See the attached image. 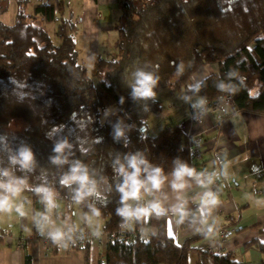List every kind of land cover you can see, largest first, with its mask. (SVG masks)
Masks as SVG:
<instances>
[{"label": "trees", "instance_id": "trees-1", "mask_svg": "<svg viewBox=\"0 0 264 264\" xmlns=\"http://www.w3.org/2000/svg\"><path fill=\"white\" fill-rule=\"evenodd\" d=\"M50 24L55 25L51 35L46 29ZM114 28L116 53L98 58L90 75L78 60L77 22L64 17L61 2L40 0L28 10L26 1H18L13 23L0 21V133L32 147L37 168L28 174L29 184L46 182L58 200L73 204L71 191L59 183L68 165L57 167L49 160L54 143L67 138L73 145L69 159L81 160L99 181V198L77 206L83 217L89 203L99 207L102 231L109 236L121 226L111 168L117 153L143 151L166 172L177 157L200 170L197 161H191L182 124L145 133L148 118L159 115L163 106L156 98L144 111L142 101L132 100L123 77L137 66L157 69V93L166 90L171 97L183 93L191 106L200 97L210 101L228 92L236 110L264 114V0H133L121 4ZM181 62L184 73L177 76L175 66ZM204 64H216L218 72L203 78L200 91L194 93L187 81ZM219 84L227 85L224 92L218 91ZM108 106L115 114L102 121ZM120 121L135 125L127 133L131 141L127 148L113 139V125ZM0 156L7 166L6 154ZM25 193L39 200L32 192ZM197 206L189 202L196 221L191 216L184 223L178 221L181 228L201 227ZM147 224L154 230L148 236L140 234L145 226L140 224L129 230L128 241L106 239L99 264H187L188 253L204 237L196 233L178 245L166 231L165 218H151ZM249 245L264 255V243L254 240ZM231 263L225 257L210 264Z\"/></svg>", "mask_w": 264, "mask_h": 264}, {"label": "crops", "instance_id": "crops-1", "mask_svg": "<svg viewBox=\"0 0 264 264\" xmlns=\"http://www.w3.org/2000/svg\"><path fill=\"white\" fill-rule=\"evenodd\" d=\"M26 1L28 10L40 0H0V21L12 24L15 19L17 2ZM50 4L61 2L65 18L77 22L74 35L77 55L79 51L84 56L100 54L107 51L106 37H117L115 24L121 14V4L133 0H46ZM101 55V54H100ZM216 64L199 66L187 81V86L200 82L209 74H217ZM167 96L172 106L181 103L185 130L191 129L193 135L202 138L204 153L197 161L200 170H219L222 161L228 164L227 179L221 178L212 186L220 193V204L208 217L207 223L213 224L207 236L194 244V249L188 253L187 264H198L201 250L212 242L216 226L237 227L232 237L226 243L225 251L229 253L231 264H259L264 255L249 245L251 241L264 243V114L240 112L234 107H227L225 116L216 121L212 112L207 113L201 123L189 127L188 114L191 106L181 97L183 93ZM180 96V98L176 96ZM165 100V99H164ZM196 101V100H195ZM194 101V102H195ZM177 112V108L172 110ZM165 191L171 196V189ZM202 189L195 184L186 193L189 202L198 203ZM27 199V217L20 218L15 213L0 215V233L14 232L21 236L41 235L32 226L31 217L37 211H43L39 200L34 201L24 193ZM61 202V203H60ZM60 208L54 213L56 224L66 231H87L92 233V226L86 224L77 204L59 200ZM93 225H100V218H93ZM154 230L146 224L140 234L148 236ZM166 231L174 242L181 245L183 240L204 227L194 226L181 228L178 220L166 219ZM49 249L39 242L25 243L22 248L15 241L5 242L0 239V264H99L104 257V248L92 243L87 248V257L81 247L64 248L55 244ZM210 264L209 262H205Z\"/></svg>", "mask_w": 264, "mask_h": 264}, {"label": "clouds", "instance_id": "clouds-1", "mask_svg": "<svg viewBox=\"0 0 264 264\" xmlns=\"http://www.w3.org/2000/svg\"><path fill=\"white\" fill-rule=\"evenodd\" d=\"M176 67V75L184 73V63ZM125 83L130 87V96L133 101H142L143 110L148 111V102H155L157 98V87L160 82L158 70H147L144 67H134L133 70L123 77ZM218 91L224 92L225 84L217 86ZM201 89L199 82L188 86V90L198 93ZM186 102L188 96H182ZM121 97L120 102L123 103ZM208 100L200 97L191 107L202 116L207 115ZM196 118L195 116L193 117ZM135 125H125L122 121L113 125V139L117 142L123 141L127 148L130 137L127 135ZM96 143H101L102 138H95ZM73 145L67 138L59 139L54 143L49 157L50 163L57 167L68 165V169L60 178L59 183L72 193V201L83 204L93 198L98 199L100 194L99 181L90 171L89 167L79 159L70 160ZM0 152L6 154L7 166L3 164V156H0V215H11L15 213L20 218L27 217V199L25 192H32L43 205V211H37L31 217L32 226L41 235L51 240L59 247L67 248L75 245L77 240L73 238L71 230L66 231L58 226L53 218L54 213L60 208L58 193L46 182L39 185L28 183V174L37 168L36 155L26 141L20 140L14 143V138L9 140L7 133H0ZM228 164L222 161L219 170H198L189 162L177 157L172 160L171 171L166 172L158 164L149 160L147 155L140 150L117 153L111 162L115 183V191L119 194V206L116 215L120 217L121 227L132 230L135 226L146 225L151 218L174 219L184 223L190 216L196 221V216L189 209V199L186 195L188 190L195 184L202 189L199 193L197 214L199 223L204 231L198 234L207 236L212 230L213 224H208V217L218 208L220 204V193L214 191L212 186L221 178L227 179ZM23 175H17V172ZM171 189L172 195L165 191V187ZM89 211L84 214L86 224L92 226V236L99 239L103 232L100 225H93V218L102 216L101 209L95 204H88ZM83 239V237H81Z\"/></svg>", "mask_w": 264, "mask_h": 264}, {"label": "built area", "instance_id": "built-area-1", "mask_svg": "<svg viewBox=\"0 0 264 264\" xmlns=\"http://www.w3.org/2000/svg\"><path fill=\"white\" fill-rule=\"evenodd\" d=\"M234 107L232 97L228 92L223 93L220 97L208 101L207 104V113H214L216 116V121L222 118L227 113V107ZM235 108V107H234ZM196 117L195 119L193 117ZM204 119V116L197 113L195 109L192 107L189 109L188 114V125L192 127L201 123ZM186 137L188 142V148L190 153L191 161H199L204 153V144L201 137L198 135H193L191 133V129H187ZM216 191L215 189H213ZM237 230V227H229V226H216L214 230V237L212 242H210L207 246H205L200 254L199 259L203 262H213L216 259L229 257V253L225 251L226 243L232 237L234 232ZM73 234V238L77 240L75 245H70L69 248L74 247H81L84 248L86 245L90 246L92 243H96L99 246L104 245V241L106 239H113V240H121V241H128L130 238L129 230L122 228L121 226L112 232L110 236L108 233L103 232L102 236L97 239L92 236V233L83 232V231H76L71 230ZM83 237V239H81ZM1 239L5 242H10L12 240L15 241L17 247L22 248L25 243H42L46 250L49 249L50 245H53L50 239L40 236L36 237L34 235H25L21 236L14 232H7L1 235ZM91 264V263H89Z\"/></svg>", "mask_w": 264, "mask_h": 264}, {"label": "rangeland", "instance_id": "rangeland-1", "mask_svg": "<svg viewBox=\"0 0 264 264\" xmlns=\"http://www.w3.org/2000/svg\"><path fill=\"white\" fill-rule=\"evenodd\" d=\"M55 25L50 24L47 26V31L51 35L53 28ZM106 46L108 47L107 51H104L100 54L95 55V53H92L91 55H86L84 56V53L79 51V56L78 60L79 62L86 67L88 70V73L91 75L93 72V69L95 67V62L98 58H109L111 55L116 53V36L114 35V38H109L106 37ZM95 81V79H93ZM178 95H180L178 93ZM176 96L180 98V96ZM168 96V93L166 90L159 91L157 93V99L161 101V104L163 106V109L161 113L157 116H150L146 122V127H145V133L149 135L156 134L161 128L167 125L171 124H178L180 121L183 120V115H182V108L183 106L181 103H175V106H172L170 103L171 100L166 101V97ZM165 99V100H164ZM174 108H177V112H173ZM115 114V108L112 106L106 107L104 112L101 115V120L105 121L108 117L112 116ZM103 192V190H102ZM61 203V202H60Z\"/></svg>", "mask_w": 264, "mask_h": 264}, {"label": "water", "instance_id": "water-1", "mask_svg": "<svg viewBox=\"0 0 264 264\" xmlns=\"http://www.w3.org/2000/svg\"><path fill=\"white\" fill-rule=\"evenodd\" d=\"M253 92V91H252Z\"/></svg>", "mask_w": 264, "mask_h": 264}]
</instances>
